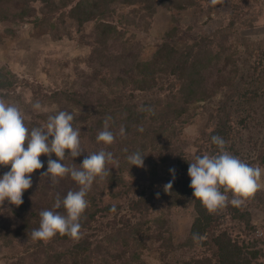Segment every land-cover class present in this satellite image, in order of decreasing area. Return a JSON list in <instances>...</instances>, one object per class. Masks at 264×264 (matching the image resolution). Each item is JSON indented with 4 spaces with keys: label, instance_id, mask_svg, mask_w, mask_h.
I'll list each match as a JSON object with an SVG mask.
<instances>
[{
    "label": "trees",
    "instance_id": "obj_1",
    "mask_svg": "<svg viewBox=\"0 0 264 264\" xmlns=\"http://www.w3.org/2000/svg\"><path fill=\"white\" fill-rule=\"evenodd\" d=\"M116 1L138 4L148 15H152L156 3L178 13L192 6L203 9L201 0H0V21L14 23L32 15V2L42 5L39 14L32 18L33 37L47 32V24L48 31L60 37L58 23L64 24L66 8L80 31L85 30V23L95 21L94 30L88 35L91 39L87 40L90 72L82 76V84L70 87L64 82L65 88L34 96L56 101V111L72 112L73 126L80 128L83 151L75 158L66 153L64 164L79 167L87 154L102 149L113 153V161L106 164L110 174L97 178L87 194L89 204L81 217L78 241L60 234L48 241L32 239L33 229L39 227L40 211L51 208L57 194L63 198L69 190L78 188L70 176L56 183L49 176H41L49 158L41 154L39 158L45 162L44 167L30 174L32 186L24 191L23 203L15 206L5 200L0 204V251L6 249L9 264H144L143 254L147 253L148 257L151 252H157L163 260L167 247L163 251L161 248L171 249L174 244L164 215L152 213L154 203L162 200L167 207L181 203L192 206L187 235L178 246H198L202 251L183 264H264V249L258 246L259 243L264 245V240L259 236L247 238L254 228L249 210L252 203L247 201L254 195L240 206L228 203L210 213L199 199L192 197L187 174L195 155L218 151L211 141L213 135L222 137L227 150L242 161L253 167L264 165V133L255 136L253 131L248 132V129L258 128L264 119V47L253 49L246 45L243 61L254 72L253 78L258 84L241 90L234 97L233 80L241 60L237 50L240 42H235L237 47L233 45L234 41L227 38L232 34L227 30L239 17L240 10L236 6L228 28L214 32L219 36L217 49L211 48L214 34L210 33L187 42L174 40L179 32V14L173 12L174 25L164 32L145 60L136 53V43L139 44V39L134 41L136 33L131 29L130 34H126L130 23L108 19L113 14L110 4ZM57 12L58 17L50 22ZM83 31L81 36L86 37ZM213 61L230 66L225 76L228 90L219 104L207 113L193 142L194 150L188 152L174 145L178 138L176 119L186 123L190 118L182 122L187 117L183 115L191 102L214 94L213 90L203 87L206 69ZM219 70H223L222 67L217 72ZM16 87L15 73L7 65L0 66V99L9 98ZM143 92H150V97L136 100ZM162 93L170 96L169 102L158 104L156 101ZM17 98L20 99L19 94ZM50 114L52 111L25 116V124L29 129L43 126ZM108 116L115 141L106 146L96 137ZM121 127L125 129L124 136L119 134ZM137 151L143 153V167L130 166L127 160L128 155ZM50 158L56 159L54 153ZM165 163H168L169 174L163 177L160 168ZM9 167L0 166V174ZM169 181H172L171 188L167 186ZM227 195L229 200L233 198L231 192ZM113 206L115 211H112ZM57 211L64 214L63 208ZM194 234L197 240L193 239Z\"/></svg>",
    "mask_w": 264,
    "mask_h": 264
},
{
    "label": "rangeland",
    "instance_id": "obj_2",
    "mask_svg": "<svg viewBox=\"0 0 264 264\" xmlns=\"http://www.w3.org/2000/svg\"><path fill=\"white\" fill-rule=\"evenodd\" d=\"M158 1L156 0V2ZM201 2L202 10L198 6H192L181 10V12L179 11V13L174 9L169 11L160 3H156L154 12L152 15H148L138 4L128 5L116 1L110 4L113 14L108 19L113 22L125 20L130 23L126 34H130L131 29L134 34L136 33L134 41L138 42L139 39L140 45L136 43L137 52H134L139 55L140 59L146 60L161 41L164 32L174 25L172 20L173 12L174 14H179L177 20L179 32L173 39L187 42L194 40L195 37L200 35L214 34L218 28L226 27L225 29H227L236 6L240 10L239 17L234 19L233 26L227 30L228 33L232 34L227 36V38L234 41L233 45L237 41L240 42L238 47L237 44L235 45L241 60L239 59L240 63H238L237 74L233 80L234 89L232 91L233 96L237 97L238 92L241 90L245 88L251 89L252 85L257 86L258 84L253 78L255 77L254 72L244 64L243 60L246 45L253 49L264 47V0H201ZM31 6L33 7L32 15L28 16L25 21L19 23L0 21V66L7 65L17 77L15 92L11 91L9 98L6 97V99L0 100L16 105L20 104L22 107L17 106L21 109L24 117L38 112L48 113L58 109L56 101L45 97L36 98V93H49L56 88H65V83L70 87L72 84L74 87L82 84V76L90 72L87 62L90 44L87 43V40L91 39L88 35L94 30L95 22L90 21L84 24L83 29L85 30L82 31L86 33V37H82V31L77 29L76 22L69 17L68 9L66 8L63 15L64 24L60 25L58 23L57 32L61 33L60 37L48 31L50 29L48 24L45 26L47 32L33 37L31 35L32 18L39 14L38 12L42 5L38 2H32ZM56 17H58V12L53 14L49 21L53 22ZM218 39L219 36L214 34V42L211 48H218L216 46ZM219 67H222L223 70L217 72ZM229 67L228 63L224 66L222 61L218 64L214 61L209 63L205 72L207 79L203 87L213 90L214 94L202 101L191 102L186 115H183L184 118L185 116L187 117L182 122L190 118L186 123H180V120L176 119L175 130L178 138L174 145H178V148L193 152V142L198 136L207 113L211 108L219 104V101L224 98L225 91L228 90L227 85H225V76L229 74ZM81 71L84 73H80ZM79 73L82 74L80 77ZM18 94L20 99L17 98V100L16 96ZM142 94V96H137L136 100L142 101L143 98L151 95L150 92H143ZM169 99L170 96L162 93L159 94L158 102L156 101V103L163 104L169 102ZM37 101L42 106L40 111H34L32 108V105ZM256 128L248 129L249 134L252 131L255 136L264 133V119L261 125ZM258 129L262 132L260 133ZM174 140L175 136L172 138V141ZM165 164V166L160 168V173L163 177L169 174L167 170L168 163ZM259 168L262 170L259 181L260 188L253 194L254 197L247 201L252 203L249 205V210L251 223L254 226L247 238L259 236L260 240H264V165ZM152 213L154 216L164 215L170 228L174 246L171 249L168 246L161 248V251H163L167 247V251H163L166 252L163 260L159 259L161 256L159 257L157 252L149 253L148 257H146L147 253H144V264H166V261H169L170 264H183V261L201 254L202 248L198 246H178L187 235L192 220V206L190 203L167 207L165 202L158 200L152 207ZM153 246H156V244H153ZM258 246L264 249L262 243H259ZM6 253V249L0 251V264H9V260L5 257Z\"/></svg>",
    "mask_w": 264,
    "mask_h": 264
},
{
    "label": "clouds",
    "instance_id": "obj_3",
    "mask_svg": "<svg viewBox=\"0 0 264 264\" xmlns=\"http://www.w3.org/2000/svg\"><path fill=\"white\" fill-rule=\"evenodd\" d=\"M32 108L40 111L42 106L37 101ZM73 120L70 111L52 110L43 126L29 129L20 108L0 100V166H10L8 171L0 174V204L5 200L15 206L23 203L24 191L32 186L30 174L44 167L45 162L39 158L41 154L49 157L41 176H49L54 183L70 176L78 185L77 190H69L63 198L57 194L51 208L40 211L39 227L31 233L33 240L48 241L60 234L78 241L81 217L89 204L87 194L97 178L103 179L110 174L106 164L113 161V153L104 149L87 154L79 167L63 163L66 153L75 158L83 151L81 131L73 126ZM110 120V116L105 118L103 130L96 137L106 146L115 141ZM119 134L125 135L123 127ZM211 141L218 151L195 155L187 170L192 197L199 199L210 213L228 203L240 206L260 188L262 175L259 167L249 165L228 151L222 137L213 135ZM53 153L56 159L50 158ZM127 160L130 166L143 167V153L139 151L128 155ZM169 171L174 172V169ZM171 184L169 181L167 186L171 188ZM229 192L233 194L231 200L227 195ZM61 208L64 214L57 211ZM115 210L113 206L112 211ZM193 239L197 240L198 236L194 234Z\"/></svg>",
    "mask_w": 264,
    "mask_h": 264
}]
</instances>
